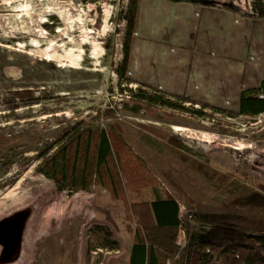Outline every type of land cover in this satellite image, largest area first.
Listing matches in <instances>:
<instances>
[{"label": "rangeland", "instance_id": "obj_1", "mask_svg": "<svg viewBox=\"0 0 264 264\" xmlns=\"http://www.w3.org/2000/svg\"><path fill=\"white\" fill-rule=\"evenodd\" d=\"M132 1L0 0V220L32 210L23 258L11 264H125L140 229L134 207L157 198L179 205L178 249L166 264H186L189 239L209 225L207 210L251 207L264 215V114L238 115L233 86L237 68L242 75L250 63L264 77V0H139L126 71ZM27 5L37 13L29 21L9 12ZM52 9L62 20L48 16ZM180 34L188 59L180 72L223 76L225 101L166 90L184 86L167 76L173 62L160 52L170 54L163 44L176 46ZM101 130L140 163L133 175L120 167L117 198L96 183L87 192L58 191L39 173L42 156ZM96 226L110 229L117 254L98 247Z\"/></svg>", "mask_w": 264, "mask_h": 264}, {"label": "trees", "instance_id": "obj_2", "mask_svg": "<svg viewBox=\"0 0 264 264\" xmlns=\"http://www.w3.org/2000/svg\"><path fill=\"white\" fill-rule=\"evenodd\" d=\"M138 6L139 0H133L127 20L128 36L122 64L126 71ZM180 98L184 103L199 105L202 109L211 108L208 104ZM196 113L201 114V111ZM237 114L250 117L264 114V77L257 88L241 92ZM114 141L115 148L103 130L87 133L86 137L80 135L58 146L51 154L42 156L39 173L51 180L58 191L62 187H71L76 192H87L96 183L109 187L113 197L117 198L120 167L133 175V163H140L119 139L114 137ZM134 208L140 229L135 233L129 264H166L168 259L175 257L178 249L176 239L181 221L177 201L172 197L157 198ZM210 212L207 210L204 214L209 223L205 231L189 239L186 264H264V215L255 214L251 207L240 211L226 205L217 208L215 213ZM238 227L254 229L259 234H250ZM92 233L98 236L97 245L101 249L109 252L119 250V243L108 227L96 226Z\"/></svg>", "mask_w": 264, "mask_h": 264}, {"label": "crops", "instance_id": "obj_3", "mask_svg": "<svg viewBox=\"0 0 264 264\" xmlns=\"http://www.w3.org/2000/svg\"><path fill=\"white\" fill-rule=\"evenodd\" d=\"M183 6H184V10L187 11L188 9L185 8L186 5H183ZM138 10H139V7H138ZM181 10H183V9H180L178 12H180ZM176 37H180L177 39L176 46H172L170 44L169 45L163 44V45L167 46L169 49H173L170 54H168L169 51L166 49V47H163V46H161L162 50H160V52L167 54L169 56L167 58H169L171 60V62H173V64L170 66V69H168L167 76H169L172 79H176L177 81L182 79L184 81V86L180 87V88L174 86L171 89L170 88L166 89L164 87V84H162L159 80L156 83L160 87L165 88L166 90H168L169 92H171L173 94H181V95H184L186 97L193 98V99H197L196 95H198V97L204 101H207V99L210 98V99H208V101L211 100L210 102H217V103L225 101V100L221 101L219 99V97L221 96V92L225 91L223 76H222V78L218 77L219 75H216V74H214V72H211V71L204 72L203 74L205 77H200L199 76L200 74H196V75L192 74L191 75V73L189 75H186V74L184 75L182 73V71L180 72L181 64L184 61H187L188 59L185 57L187 55V52L186 51L183 52L184 47H182V45L179 44L180 41H183L182 34L177 35ZM180 43H182V42H180ZM245 46H248L247 47L248 51H252V50H254V47L256 46V44H254V43L252 44L251 42H247V44ZM186 49L189 52V46ZM195 53L199 54L198 48L196 49ZM188 55H189V53H188ZM164 57H166V56H164ZM193 57H194V59H200L199 57L196 58V54H193L190 57V59L193 60ZM251 65H252V63L249 64V66L246 68V71L244 73H242V75L240 73H238L240 68H237L238 69L237 75H234V76H236V79L233 81V86H235V88L237 89L236 91L238 93V94H236L237 95L236 101H237L238 107H239V96H240L241 92L244 90L257 88L263 79V76H261V78L259 75L255 76V73L252 72L253 66H251ZM263 71H264V67L262 68L260 75L261 74L264 75ZM196 73H199V71L197 70ZM209 75H211V76L214 75V77H215L214 80H212L211 82H207L205 80L206 77H208ZM190 77L193 79V81L191 82V86L189 84ZM178 83H179V81H178ZM131 248H132V246H131ZM119 251H120V248L118 251H115V252H109V251H107V252L117 254ZM130 253H131V249L129 251V256L126 258L125 264H129V262H130Z\"/></svg>", "mask_w": 264, "mask_h": 264}, {"label": "water", "instance_id": "obj_4", "mask_svg": "<svg viewBox=\"0 0 264 264\" xmlns=\"http://www.w3.org/2000/svg\"><path fill=\"white\" fill-rule=\"evenodd\" d=\"M31 214L32 210L22 209L0 220V264H11L20 259Z\"/></svg>", "mask_w": 264, "mask_h": 264}, {"label": "bare ground", "instance_id": "obj_5", "mask_svg": "<svg viewBox=\"0 0 264 264\" xmlns=\"http://www.w3.org/2000/svg\"><path fill=\"white\" fill-rule=\"evenodd\" d=\"M23 2V1H22ZM28 1H26V3H27ZM16 5V4H15ZM18 6V5H17ZM22 6V5H21ZM24 7V9L22 10L21 8L20 9H11V10H9V12H10V14L11 13H13V14H16V17L19 19V21L21 20V21H23L24 22V20H27V21H29L30 19H33L34 17H35V15L34 14H37V13H34L33 12V8H31L30 6H23ZM49 7V6H48ZM53 7V6H52ZM14 8V7H13ZM46 8V7H45ZM48 10V9H47ZM62 10V9H61ZM37 12V11H36ZM50 14L48 15L49 17H54V16H56V17H58L59 19H61V17H60V15L54 10V9H52L51 11H48ZM21 14V15H20ZM39 14V13H38ZM46 15V14H45ZM108 16V15H107ZM14 17V16H13ZM44 17H46V16H44ZM41 19V18H40ZM64 19V18H63ZM67 19V18H66ZM16 20V19H15ZM62 20V19H61ZM13 21V20H12ZM18 21V22H19ZM20 21V22H21ZM26 21V22H27ZM32 21V20H31ZM67 21V20H66ZM37 22V21H36ZM41 22V25L42 26H46L48 23H47V20L46 19H43V20H41L40 21ZM30 23V22H29ZM38 23V22H37ZM24 24V23H23ZM27 24V23H26ZM67 24V23H66ZM71 24V23H70ZM30 26V25H29ZM73 27V26H72ZM71 27V28H72ZM58 33H59V31H58ZM62 34V33H61ZM66 34H68V33H66ZM67 38V37H66ZM83 41V40H82ZM86 41H88V40H86ZM84 46H86L87 45V43H84L83 44ZM83 49V48H82ZM73 53V52H72ZM67 54V53H66ZM71 54V53H70ZM69 54V55H70ZM74 55H75V53H74ZM83 55V54H82ZM63 56V55H62ZM76 56V55H75ZM94 56V55H93ZM66 57H68V56H66ZM71 58V57H70ZM70 58H68V62H69V59ZM75 59H76V57H75ZM67 60V59H66ZM77 60V59H76ZM71 64H73V63H71ZM75 65V64H74ZM72 68H74V69H80V68H78V67H73V66H71ZM45 216H47V214H45ZM25 234H24V239H23V245L22 246H24L25 245ZM22 258H23V253L21 254V257H20V260H22Z\"/></svg>", "mask_w": 264, "mask_h": 264}, {"label": "flooded vegetation", "instance_id": "obj_6", "mask_svg": "<svg viewBox=\"0 0 264 264\" xmlns=\"http://www.w3.org/2000/svg\"><path fill=\"white\" fill-rule=\"evenodd\" d=\"M0 251H1V248H0Z\"/></svg>", "mask_w": 264, "mask_h": 264}]
</instances>
